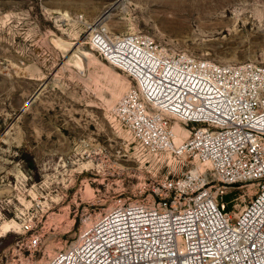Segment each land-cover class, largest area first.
<instances>
[{"label": "rangeland", "instance_id": "374dc122", "mask_svg": "<svg viewBox=\"0 0 264 264\" xmlns=\"http://www.w3.org/2000/svg\"><path fill=\"white\" fill-rule=\"evenodd\" d=\"M100 30L264 64V0H0V264H43L90 213L151 196L156 178L193 164L151 149L111 116L135 81L99 53ZM255 185L226 187L225 207L238 212ZM30 232L36 247L26 245Z\"/></svg>", "mask_w": 264, "mask_h": 264}, {"label": "built area", "instance_id": "2783aa9c", "mask_svg": "<svg viewBox=\"0 0 264 264\" xmlns=\"http://www.w3.org/2000/svg\"><path fill=\"white\" fill-rule=\"evenodd\" d=\"M93 43L135 81L111 116L151 149L193 164L156 178L151 196L90 213L43 264H264V64L167 52L139 31L100 30ZM247 180L254 194L238 212L226 208V187ZM39 242L30 232L27 247Z\"/></svg>", "mask_w": 264, "mask_h": 264}, {"label": "bare ground", "instance_id": "6f19581e", "mask_svg": "<svg viewBox=\"0 0 264 264\" xmlns=\"http://www.w3.org/2000/svg\"><path fill=\"white\" fill-rule=\"evenodd\" d=\"M181 125V124H180ZM182 126V125H181ZM182 128H184V129H186V130H188L187 128H185V127H183L182 126ZM175 130V129H174ZM176 131V130H175ZM179 135L181 134V132H178V131H176ZM10 226H11V224H10Z\"/></svg>", "mask_w": 264, "mask_h": 264}]
</instances>
